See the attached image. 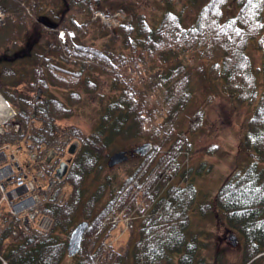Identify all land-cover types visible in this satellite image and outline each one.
Here are the masks:
<instances>
[{
	"label": "trees",
	"instance_id": "1",
	"mask_svg": "<svg viewBox=\"0 0 264 264\" xmlns=\"http://www.w3.org/2000/svg\"><path fill=\"white\" fill-rule=\"evenodd\" d=\"M46 1L0 0V12L6 16L0 24V61L6 58L4 50H11L8 58L27 61L30 74L26 81L17 80L11 62L0 69V93L15 111L14 122L20 126L18 132L0 135V150L5 145L27 150L32 161L25 170L42 172L44 181V194L31 212L49 216L53 223L42 233L34 225L35 218L26 227L23 217L2 206L0 257L9 264H61L81 213L89 226L75 264H94L114 235L115 226L101 228V224L115 201L122 196L121 206L125 205L138 190L153 188L160 167L165 172L171 165V159L163 155L157 158V165L148 166L157 157L152 158L154 151L160 153L164 144L168 149L190 150L185 136L173 137L181 114L193 99V78L200 75L220 83L222 92L233 101L256 103L241 143L252 160L222 185L215 200L229 229L243 238L242 264H256L258 255L264 253V0H208L189 25L182 12L173 9L174 0H165L167 9L155 25L143 15H133L121 23L116 34H110L113 41H122L128 53L81 43L77 40L80 36L74 34L81 31L84 36L83 27L93 8L103 10L110 0H63L62 15L46 10ZM233 1L237 11L226 15ZM29 11L37 16L36 21ZM31 27V40L20 47ZM251 44L261 54L260 66H254L248 52ZM58 61L72 68L62 67ZM132 67L141 79L147 77L146 81L137 82L130 72ZM97 70L111 79L117 95L103 107L91 131L62 124L81 102L79 88L89 94L97 92L98 84L91 77ZM52 88L66 91L67 102L51 92ZM157 91L162 111L150 104V95ZM211 100L209 97V104ZM203 119L204 110L199 109L190 125L191 133L200 129ZM119 139L150 142L152 151L141 157L139 167L100 207L112 182L108 179L90 193L85 183L108 167L109 149ZM176 169L174 166L167 176ZM141 171V178L122 194ZM194 174L201 172L192 168V178ZM185 186L187 189L181 190L185 189L188 197L181 200V211L167 212L172 203L168 200L166 214L140 222L137 239L109 245L104 257L107 263L210 264L201 253L208 242L200 238L202 231L192 230L191 213L197 210L211 215V204L197 208L193 179Z\"/></svg>",
	"mask_w": 264,
	"mask_h": 264
},
{
	"label": "rangeland",
	"instance_id": "2",
	"mask_svg": "<svg viewBox=\"0 0 264 264\" xmlns=\"http://www.w3.org/2000/svg\"><path fill=\"white\" fill-rule=\"evenodd\" d=\"M207 1L208 0H174L172 7L175 11L182 12L186 24L189 25L193 22L198 10ZM44 7L48 11L52 10L55 14L62 15L64 2L63 0H47ZM166 9L167 4L165 3V0H110L103 10L93 8L90 18L88 17V19H86L89 20L88 23L83 27L86 32L84 36H81V31L79 33L74 32V34L80 36L77 37V40L81 43H93L97 47H107L116 52L128 53L127 49L123 47L120 39L113 41L111 38V35L116 34L121 23L130 20V16L143 15L151 25H155ZM105 11L121 13V16L120 14L117 15L118 24L115 27L107 28L102 20L95 15L96 12L100 13ZM236 11L235 1H233L229 7L226 8L225 14L232 15L236 13ZM28 13H30L34 19L33 21L37 20V16H34L31 11ZM5 20L6 16L0 12V24H3ZM32 31L33 28L31 27L21 41L20 47H23L29 40H31ZM248 52L252 57L254 66H260L261 54L254 44L249 46ZM4 53L6 54V58L0 61V69L11 62L16 69V79L20 80L22 78L25 81L28 80L30 77L28 62L25 60H10L8 57L12 54L11 50H4ZM58 63L62 67L72 68L61 61H58ZM130 69L131 74L137 78V82L146 81L147 77H142L141 79V76L138 75L135 67ZM148 76L153 77L154 74ZM91 77L98 84L97 92L89 94L84 91V88H79L82 96L81 102L74 107V111L70 117L62 120V124H74L82 128L84 131H91L98 121L103 107L113 98V96L117 95V91L112 88V81L107 75L97 70L92 72ZM192 87L194 92L193 99L181 114L173 137V140H176L180 136H185V139L190 143V150L186 148H175L172 146L168 149V146L164 144L160 153H157L159 152L158 150L156 152L154 151L152 158L156 156V153L157 157L153 160L151 158L150 161L152 160L151 162L153 164L150 162L148 166H155V163L157 165V158L163 155L166 158L169 157L171 162H175V164H172L173 166L168 164L165 172H163L164 167H160V177L157 178V183L154 184L153 188H150L146 192L145 190H138V194H135L132 197V200H128L125 205L121 206L120 198L122 199V196H119L110 211L104 216L101 228L103 221L110 213L120 214L122 218L120 220L118 219L117 222H108V224H104V227L106 228H113V226H115L113 232L114 235L108 238L107 245H103L100 256L94 260V264H108L107 259L104 257L108 252L107 248L109 245L118 243L123 244L129 239H137L139 224L143 219L152 217L156 218L167 213L152 216L154 211L151 213L150 210H153L154 207L151 208V204L156 207L162 205L164 206L163 210H165L170 201H172L171 204L180 203L182 199L185 201L186 197H182L185 189H182V191L179 186L184 187L187 184V181L190 182L191 179H193V182L197 187V208L200 205L202 206L203 204L210 203V208L212 209L211 215H202L197 210H194L192 213L190 212L192 214V230L202 231L200 233V238L208 242V246L202 249L201 253L203 257H205L210 264L243 263V238L240 234L237 236L236 232L229 229L223 216L215 205V200L222 185L227 180H230L239 169H242L250 160H252L249 153L242 150L241 143L244 139L247 121L253 114L256 103L249 105L239 104L238 102L233 101L227 94L222 92L220 83L212 82L207 76H194ZM51 92H53L60 100L67 102L68 96L66 91L59 88H52ZM158 94L159 91L150 95V104L157 106L158 109L162 111L161 100ZM209 97H212L210 104L207 101ZM199 109L204 110L202 126L197 132L191 133L190 125L193 123V118ZM19 129L17 131H12L9 134L18 132ZM142 144H144V142L138 139L117 140V142L110 147L109 153L112 155L115 152L125 150L129 154L128 159L114 167L104 168L99 177L91 175L87 179L85 186L88 193L92 192L100 183L107 182L108 179L112 182V185H110L109 190L99 205L100 207L111 197V191L113 192L115 189H118L122 182L131 176L142 163V156L137 154L134 156L131 155L132 150ZM151 151L149 150V153H151ZM2 153L7 157L16 155L24 167H26L27 163L32 161L29 153L25 149H15L10 145H5L3 149L0 150V155H2ZM179 165H182V167ZM174 166L177 167L175 173L172 172L168 177L166 171H173ZM192 168L194 171L201 172V174L195 175V173L192 178ZM161 172L163 173L161 174ZM142 173L143 171H141L136 178H133L122 194L129 190V186L135 185V182H137ZM185 173L187 175H185ZM157 188L159 189L157 190ZM176 191L179 192L180 195L177 194ZM170 193L171 195L168 197L170 201L168 202V199L164 198V196ZM186 193H184V195L188 197V192ZM135 199L139 200L136 205H132ZM137 206L142 208L137 209L136 213L132 215V211L137 208ZM3 207H5V210L10 211L11 205L9 202H6ZM130 207L132 208L130 209ZM28 212H30V210ZM29 214L30 213L27 215ZM126 217H133V220L131 219L128 220V222H123V219ZM83 220L81 213H79L76 219L77 224ZM35 221L36 220L33 221L34 225L36 224ZM232 234L237 236L236 245H232L229 240ZM76 258L77 257L75 256H66L61 264H75ZM257 258L258 260L256 264H264V253L258 255Z\"/></svg>",
	"mask_w": 264,
	"mask_h": 264
},
{
	"label": "built area",
	"instance_id": "3",
	"mask_svg": "<svg viewBox=\"0 0 264 264\" xmlns=\"http://www.w3.org/2000/svg\"><path fill=\"white\" fill-rule=\"evenodd\" d=\"M96 13L95 15H97V17L102 20L103 24L107 28L115 27L118 24L117 15L120 14L121 16L120 12L105 11ZM5 109L6 110L4 112V108L0 107V135L9 134L12 131H17L19 129V124L14 122V110L8 104L7 108L5 106ZM33 157L34 155L31 154V158ZM0 159V217L2 213V206L6 202H9L11 205V214L18 216L27 213L39 203L41 195L43 194V174L39 171L30 172L24 170L16 155L7 157L4 153H2V155H0ZM172 164L174 165L175 162H171V165ZM180 166L182 167V165ZM170 171L171 170H167L166 173H170ZM9 180H12L14 183V187L12 189H8L6 186V182ZM179 187L182 188V186ZM184 193L185 192H183L182 197L185 196ZM152 207H154L153 210H150L151 213L154 211L152 216H157L166 212V209L163 210L164 206L162 205L156 207L155 205L151 204V208ZM141 208L142 207L135 208L132 211V215L136 213L137 209ZM171 210H173V207L170 206L167 212H170ZM121 218L122 217L120 214L110 213L103 221V225L108 224V222H117L118 219L120 220ZM130 219H133V217H126L123 219V222H128ZM35 222V226L42 233L48 232L52 226V219L46 215H39ZM0 264L9 263L4 258L0 257Z\"/></svg>",
	"mask_w": 264,
	"mask_h": 264
},
{
	"label": "water",
	"instance_id": "4",
	"mask_svg": "<svg viewBox=\"0 0 264 264\" xmlns=\"http://www.w3.org/2000/svg\"><path fill=\"white\" fill-rule=\"evenodd\" d=\"M151 148H152V143L147 142L133 149L132 154H137V155L144 157ZM128 157H129V154L125 150L115 152L110 156L107 165L108 167H114L116 165H119L125 162L128 159ZM62 168L63 166L59 168L57 172L58 176L61 174ZM35 214H36L35 212H31L29 215L24 216L23 218L24 226L30 227V223L32 219L35 217ZM88 226H89L88 221H82V222H79L77 225H75V227L72 229L70 236H69L68 243H67V256L73 257L79 253V251L81 250L83 237H84L85 231L87 230ZM229 240L232 245H236L237 236L235 234H232Z\"/></svg>",
	"mask_w": 264,
	"mask_h": 264
},
{
	"label": "bare ground",
	"instance_id": "5",
	"mask_svg": "<svg viewBox=\"0 0 264 264\" xmlns=\"http://www.w3.org/2000/svg\"><path fill=\"white\" fill-rule=\"evenodd\" d=\"M5 106L7 108V103L5 102V100L3 99V97H1L0 95V107H3L4 108V112H5ZM7 114V113H6ZM158 160V159H157ZM164 162V161H163ZM171 207H173V210H171L170 212H173V211H181L183 207L180 206V203H177V204H171Z\"/></svg>",
	"mask_w": 264,
	"mask_h": 264
},
{
	"label": "crops",
	"instance_id": "6",
	"mask_svg": "<svg viewBox=\"0 0 264 264\" xmlns=\"http://www.w3.org/2000/svg\"><path fill=\"white\" fill-rule=\"evenodd\" d=\"M7 164V163H6ZM14 187L13 182L12 183H7V188L8 189H12Z\"/></svg>",
	"mask_w": 264,
	"mask_h": 264
},
{
	"label": "flooded vegetation",
	"instance_id": "7",
	"mask_svg": "<svg viewBox=\"0 0 264 264\" xmlns=\"http://www.w3.org/2000/svg\"><path fill=\"white\" fill-rule=\"evenodd\" d=\"M131 155L134 156L135 154H132V153H131Z\"/></svg>",
	"mask_w": 264,
	"mask_h": 264
}]
</instances>
